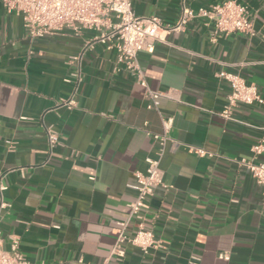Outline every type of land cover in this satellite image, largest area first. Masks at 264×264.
Returning a JSON list of instances; mask_svg holds the SVG:
<instances>
[{
	"label": "crops",
	"instance_id": "0c3cea01",
	"mask_svg": "<svg viewBox=\"0 0 264 264\" xmlns=\"http://www.w3.org/2000/svg\"><path fill=\"white\" fill-rule=\"evenodd\" d=\"M223 1L131 0L137 16L154 15L164 25L176 23L182 4L196 11ZM235 1L247 7L255 37L234 33L211 41L209 28L194 19L163 33L151 53H139L145 86L124 70L114 72L115 52L97 45L82 59L73 109L55 105L72 90L64 81L69 57L92 33L65 30L30 40L0 2L5 249L17 238L29 264L107 258L135 198L133 174L158 155L153 135L162 134L163 115L172 119L159 161L167 188L154 190L147 213L160 247L146 255L129 247L120 264H264L263 189L238 163L264 139V103L239 105L234 120L224 121L219 114L229 88L216 77L238 74L264 101V0ZM148 91L166 94L158 110L147 108ZM41 117L59 136L50 155ZM256 162L264 163V152Z\"/></svg>",
	"mask_w": 264,
	"mask_h": 264
},
{
	"label": "built area",
	"instance_id": "2783aa9c",
	"mask_svg": "<svg viewBox=\"0 0 264 264\" xmlns=\"http://www.w3.org/2000/svg\"><path fill=\"white\" fill-rule=\"evenodd\" d=\"M0 2L6 14L20 18L22 28L30 40L43 39L65 30L76 35L84 31L92 33L84 41L81 50L68 59L67 63L71 66V70L64 81L72 85V90L69 98L56 103L55 108L75 107V98L82 81V59L97 45L103 46L107 51L115 52L114 72L124 70L140 85L145 86V78L138 64V55L141 52L151 53L154 44L162 41L163 33L181 31L188 22L200 19L209 28L211 41L219 35L227 36L234 33L250 38L257 35L247 7L235 0L223 1L196 11L182 4L179 18L174 25H164L161 19L154 15L137 16L133 11L131 0H0ZM216 77L224 81L229 88L225 104L219 114L224 121L234 120V112L239 105L264 103L256 86L248 84L238 74L220 71ZM164 96L165 93L148 91L147 97L150 102L147 108L158 110L159 99ZM42 117L40 122L46 137L47 154L50 155L59 142V136L52 125L43 124ZM160 117L163 132L153 135L159 147L158 155L156 158H145L144 171L134 172L131 188L135 191V198L129 205L127 219L117 225L116 239L110 255L96 264H109L111 260L117 264L122 263L129 247L136 248L145 255L160 247V241L147 220L149 199L154 190L159 187L167 188L163 184L159 161L169 139L168 132L172 119L163 115ZM188 151L199 156L205 155V151L194 147H188ZM263 152L264 139L251 146V158H242L238 163L263 189L264 196V163L256 162L257 157ZM5 189L4 185H0V222L3 211L8 208L2 196ZM131 222L135 223L132 229H130ZM219 257L228 260L226 255ZM0 264H29L19 251L17 238L9 239L8 249L3 247L1 229Z\"/></svg>",
	"mask_w": 264,
	"mask_h": 264
}]
</instances>
